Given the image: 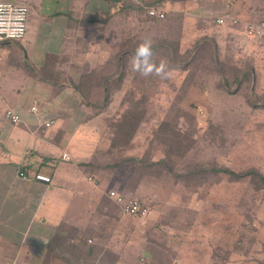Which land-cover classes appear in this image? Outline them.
<instances>
[{
  "label": "rangeland",
  "instance_id": "obj_1",
  "mask_svg": "<svg viewBox=\"0 0 264 264\" xmlns=\"http://www.w3.org/2000/svg\"><path fill=\"white\" fill-rule=\"evenodd\" d=\"M164 1L115 12L98 47L111 59L93 62L80 97L70 93L104 218L86 233L97 237L93 264H264V190L225 172L264 175V0ZM144 38L171 78L131 69ZM67 63L52 81L72 85ZM112 190L149 214H125Z\"/></svg>",
  "mask_w": 264,
  "mask_h": 264
},
{
  "label": "crops",
  "instance_id": "obj_2",
  "mask_svg": "<svg viewBox=\"0 0 264 264\" xmlns=\"http://www.w3.org/2000/svg\"><path fill=\"white\" fill-rule=\"evenodd\" d=\"M0 1L30 8L26 37L0 44V264H93L94 235L104 218L84 171L91 135L85 134V121L69 117L76 106L70 93L80 97L77 85L93 62L111 59L98 47L115 12L155 0ZM48 61L54 64L46 76L61 75L68 62L71 86L43 78ZM35 104L37 115L31 112ZM7 109L21 116L19 124L5 117ZM36 174L50 182L36 180ZM89 228L93 236H86ZM237 264L262 262L240 256Z\"/></svg>",
  "mask_w": 264,
  "mask_h": 264
},
{
  "label": "built area",
  "instance_id": "obj_3",
  "mask_svg": "<svg viewBox=\"0 0 264 264\" xmlns=\"http://www.w3.org/2000/svg\"><path fill=\"white\" fill-rule=\"evenodd\" d=\"M29 15L30 8L26 4L0 1V44L5 42H18L25 38L28 30ZM148 15L157 19H163L165 17L164 12L156 10L155 8L148 9ZM219 22L222 23L224 20L220 19ZM31 112L36 115L39 114L37 104L31 108ZM5 117L12 124H19L21 122L20 115L12 109L6 110ZM44 125L49 127L50 123H44ZM63 159L69 160V156L64 154ZM20 176L22 178L28 177L24 171L20 172ZM35 179L43 182H50V178L42 174H36ZM108 195L125 214L138 216H147L149 214L148 206L139 200L127 199L124 195L114 190L110 191Z\"/></svg>",
  "mask_w": 264,
  "mask_h": 264
},
{
  "label": "clouds",
  "instance_id": "obj_4",
  "mask_svg": "<svg viewBox=\"0 0 264 264\" xmlns=\"http://www.w3.org/2000/svg\"><path fill=\"white\" fill-rule=\"evenodd\" d=\"M154 55L151 39L144 38L132 54L129 65L134 72H138L144 77L155 75L160 79L171 78L172 70L168 67L167 62L161 60L157 64L153 59Z\"/></svg>",
  "mask_w": 264,
  "mask_h": 264
},
{
  "label": "trees",
  "instance_id": "obj_5",
  "mask_svg": "<svg viewBox=\"0 0 264 264\" xmlns=\"http://www.w3.org/2000/svg\"><path fill=\"white\" fill-rule=\"evenodd\" d=\"M53 64H54V62L48 61L46 66L43 68V71H42L45 74V77H43V78L48 80V81H52V80L50 79V76H46V74H48L50 65H53ZM54 85H57V84L54 83ZM105 88H107V87H105ZM225 172L227 174H229L230 176L238 177V178H244L247 176H251V178L258 183V185H259L258 187L264 190V175L259 173L255 169L244 172V173H235L231 170H225Z\"/></svg>",
  "mask_w": 264,
  "mask_h": 264
}]
</instances>
